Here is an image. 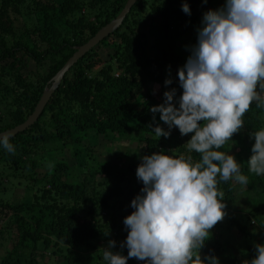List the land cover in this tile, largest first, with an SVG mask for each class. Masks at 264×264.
<instances>
[{
  "label": "trees",
  "instance_id": "1",
  "mask_svg": "<svg viewBox=\"0 0 264 264\" xmlns=\"http://www.w3.org/2000/svg\"><path fill=\"white\" fill-rule=\"evenodd\" d=\"M125 1L0 0V131L31 113L74 47L113 19ZM196 1L136 0L120 25L63 74L36 120L10 137L15 151L0 146V246L8 243L0 264H107L100 246L109 240L115 241L111 250L126 257L127 247H120L128 235L123 220L134 211L131 201L143 187L136 177L141 158L161 151L174 156L184 150L194 162L200 160V154L180 144L178 128L158 138L152 128L160 126V113L151 111L164 102L167 69L181 61L172 41L181 30L173 33L171 24L184 17L182 3L192 12ZM224 4L225 0L211 1L198 13L203 18L209 9ZM24 58L34 71L27 69ZM167 86L181 88L178 80ZM181 94L176 92L178 98ZM261 129L264 96L251 103L242 128L228 141L248 184L234 178L218 184L224 200L234 201L236 190L242 196L241 211L249 226L232 219L231 223L234 232L252 243L245 242V255L236 257L224 251L222 239L212 230L200 253L216 256L220 264L251 260L255 245L264 244V175L248 170L255 142L251 134ZM98 137L109 143L134 140L135 146L100 160L91 148ZM65 149L71 151V162L48 158ZM72 166L77 168L75 179H68ZM18 185L31 189L28 202L20 195L6 196ZM126 264L145 262L129 258Z\"/></svg>",
  "mask_w": 264,
  "mask_h": 264
},
{
  "label": "clouds",
  "instance_id": "2",
  "mask_svg": "<svg viewBox=\"0 0 264 264\" xmlns=\"http://www.w3.org/2000/svg\"><path fill=\"white\" fill-rule=\"evenodd\" d=\"M181 7L191 14L188 3ZM201 23L197 43L177 70L183 89L179 107L173 88L151 108L168 127H153L155 135L167 138L173 127L182 136L191 133L187 150L200 154V160L163 151L141 158L136 177L143 187L131 201L134 211L123 220L128 235L120 247L128 254L114 253L115 241L109 240L103 248L107 264H126L129 258L145 264H220L214 255L202 258L200 250L226 215L218 184L233 178L241 185L249 182L234 155L218 149L240 131L244 114L264 93V0H225L223 7L205 12ZM251 135L248 170L264 175V129ZM9 141L7 133L0 134V146L13 153ZM255 252L242 264H264V244H256Z\"/></svg>",
  "mask_w": 264,
  "mask_h": 264
},
{
  "label": "rangeland",
  "instance_id": "3",
  "mask_svg": "<svg viewBox=\"0 0 264 264\" xmlns=\"http://www.w3.org/2000/svg\"><path fill=\"white\" fill-rule=\"evenodd\" d=\"M211 1H215V0H207V2L205 3L204 0H197L196 3L193 5L195 6L194 8H192V12H190L191 14H186L184 15L183 18H176L173 20L172 24H171V29L173 31V33L175 31H180L181 32H177L176 35H174L172 41H173V46L175 48V51L181 56V61L180 63H176L174 65L169 66L167 69V74L165 79L170 78L172 80V82L177 81L178 80V76H177V70L178 68H180L183 64H185L188 56L191 54V48L193 45H195L197 43V30L202 27V16L198 13H203L204 9H206V7L208 6V3ZM198 13V14H197ZM98 53L100 54L101 58L104 57V53L105 50H103V48H98ZM25 61V65L27 67L28 70H35V67H33L32 63L26 58H24ZM165 84V83H164ZM163 84L162 87V94L165 91H169V87L171 86H167ZM173 87V86H172ZM152 88L157 89L158 86H152ZM159 89V88H158ZM157 89V90H158ZM159 91V90H158ZM180 92L183 91L182 88H178L176 90V92ZM261 96H264V93H260ZM177 97V98H176ZM174 97L173 103L175 106L179 107L178 104V96ZM164 98V96H163ZM145 99V97H144ZM160 124V127L165 129L166 131H168V127L165 123H163L162 121H158ZM176 129V127H173L170 131V133L172 134V132ZM135 134H131L132 137L136 138ZM182 137H185L181 135V140H180V144L184 147L187 146V141L190 139L191 136H189L187 139H182ZM134 138V139H135ZM127 146L129 147H134L135 146V142L134 140H116V141H112V142H108V139H104L102 137H98L96 140V145L95 146H91L92 150L94 151V153L98 154L99 159L100 160H104V159H110L111 156L113 155V153L115 152H122L125 151V149H127ZM231 147V143H226L224 145L223 148L218 149L220 151H224L228 154H231L233 151L230 150ZM187 152H185L184 150L179 151L178 153H176L174 156H179V155H186ZM64 158L66 159L68 162H71V151L70 150H63L60 153L58 152H54V153H50L48 154V158L51 159H56V158ZM77 168L75 166H72L71 168H69L68 173V179H75V174L77 172L76 170ZM10 195H20L22 200L25 202H28L31 196V189L27 188V187H23L22 185H18L15 186L14 190L12 189L11 191H8L7 193V197H9ZM241 195L238 192V190H236L235 192V197H234V201H230L228 199L223 200V202L226 204V208H225V212L226 215L224 217V219L221 222H218L211 230H215L218 234V236L222 239L223 242V246H224V251L230 252L233 255H235L236 257H240V254H244V249L241 247L244 245L245 242L247 243H252V240H248L245 237H243L240 233L237 234L236 232H234V224L231 223V219L232 220H236L240 223H242V225L245 226H249L248 220L243 216L245 214L244 210L241 211V209H243V204L241 202ZM8 245V243H4V241H2V244L0 246V253L3 249V246ZM106 247L105 245H101L100 247L103 248ZM200 255L202 256V254L200 253ZM245 255V254H244ZM203 258V256H202Z\"/></svg>",
  "mask_w": 264,
  "mask_h": 264
},
{
  "label": "water",
  "instance_id": "4",
  "mask_svg": "<svg viewBox=\"0 0 264 264\" xmlns=\"http://www.w3.org/2000/svg\"><path fill=\"white\" fill-rule=\"evenodd\" d=\"M136 0H126L123 4L122 8L116 14V16L108 21L106 24L101 26L91 37H89L84 43L80 44L79 46L74 47V51L72 54L65 60L62 66L54 73V75L49 79V85L44 87L38 100L36 101L33 110L31 113L19 124L14 125L9 129H5L0 131V134L7 133L10 137L14 136L15 133L21 132L27 126L32 124L38 115L41 113L46 101L48 100L50 94L56 88L58 82L62 78L63 74L68 70V68L79 58L81 57L86 51L91 49L94 45H96L100 40H102L106 35L111 33L115 28H117L122 19L129 11L131 5Z\"/></svg>",
  "mask_w": 264,
  "mask_h": 264
}]
</instances>
